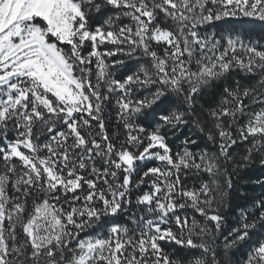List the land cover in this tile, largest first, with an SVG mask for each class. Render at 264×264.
<instances>
[{
	"label": "snow or ice",
	"instance_id": "snow-or-ice-1",
	"mask_svg": "<svg viewBox=\"0 0 264 264\" xmlns=\"http://www.w3.org/2000/svg\"><path fill=\"white\" fill-rule=\"evenodd\" d=\"M245 18L264 0H0V264H264V37L217 24Z\"/></svg>",
	"mask_w": 264,
	"mask_h": 264
},
{
	"label": "trees",
	"instance_id": "trees-1",
	"mask_svg": "<svg viewBox=\"0 0 264 264\" xmlns=\"http://www.w3.org/2000/svg\"><path fill=\"white\" fill-rule=\"evenodd\" d=\"M217 24L222 28H233L238 32L243 33L244 35L250 36L253 39H259L261 37H264V23L250 20V19H229L227 21H220L217 22ZM115 59V58H113ZM131 63H135V61H132ZM123 75V72L117 73V77ZM231 82V81H229ZM204 102L206 104H210L213 102V97L206 96L204 98ZM117 108L115 106V102L112 101L109 104L108 113H110V119L106 121L107 124V130L109 135L111 136L114 132L120 133V139L124 138V129L122 125L117 123V116H116ZM179 137H173L169 143L173 144V146L177 143H179ZM155 163V162H151ZM0 170H2V162H0ZM261 169L259 167L253 169L251 171V175H258L260 173ZM244 187H255L257 190V193L260 191L259 186H248L245 185ZM256 193H249V199L252 195ZM244 200H235L234 203H244ZM166 250L173 255V258L180 261L181 264H191L193 258L195 256L199 255V250L196 249H187V248H181L178 245L173 244H166L165 245ZM246 249H241L239 252L236 253V259L239 260L240 257L244 254Z\"/></svg>",
	"mask_w": 264,
	"mask_h": 264
}]
</instances>
